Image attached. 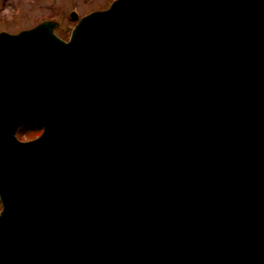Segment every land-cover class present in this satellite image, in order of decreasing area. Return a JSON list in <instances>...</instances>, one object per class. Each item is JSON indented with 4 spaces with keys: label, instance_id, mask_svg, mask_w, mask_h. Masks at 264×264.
Wrapping results in <instances>:
<instances>
[{
    "label": "water",
    "instance_id": "water-1",
    "mask_svg": "<svg viewBox=\"0 0 264 264\" xmlns=\"http://www.w3.org/2000/svg\"><path fill=\"white\" fill-rule=\"evenodd\" d=\"M57 27L0 33V264H264V0Z\"/></svg>",
    "mask_w": 264,
    "mask_h": 264
},
{
    "label": "rangeland",
    "instance_id": "rangeland-1",
    "mask_svg": "<svg viewBox=\"0 0 264 264\" xmlns=\"http://www.w3.org/2000/svg\"><path fill=\"white\" fill-rule=\"evenodd\" d=\"M113 0H0V32L17 33L34 27L38 23L54 19L61 23L57 33L67 38L75 26L70 14L76 11L80 16L95 10L104 9ZM39 132L19 134L20 140L35 139ZM2 205L0 203V212Z\"/></svg>",
    "mask_w": 264,
    "mask_h": 264
},
{
    "label": "trees",
    "instance_id": "trees-1",
    "mask_svg": "<svg viewBox=\"0 0 264 264\" xmlns=\"http://www.w3.org/2000/svg\"><path fill=\"white\" fill-rule=\"evenodd\" d=\"M27 133H29V131Z\"/></svg>",
    "mask_w": 264,
    "mask_h": 264
},
{
    "label": "flooded vegetation",
    "instance_id": "flooded-vegetation-1",
    "mask_svg": "<svg viewBox=\"0 0 264 264\" xmlns=\"http://www.w3.org/2000/svg\"><path fill=\"white\" fill-rule=\"evenodd\" d=\"M68 38V37H67Z\"/></svg>",
    "mask_w": 264,
    "mask_h": 264
}]
</instances>
